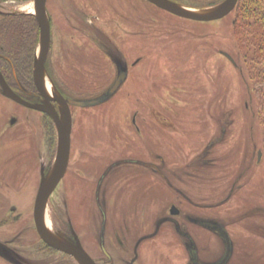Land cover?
<instances>
[{"label": "rangeland", "instance_id": "obj_1", "mask_svg": "<svg viewBox=\"0 0 264 264\" xmlns=\"http://www.w3.org/2000/svg\"><path fill=\"white\" fill-rule=\"evenodd\" d=\"M222 1L183 0L198 10ZM6 5L15 14H29L34 0ZM47 7L54 20L55 80L78 100L102 99L98 105L73 108L72 165L52 196L51 207L57 205L52 216L61 224L71 219L95 255L106 232L116 253L114 262L106 264H129L124 260L128 250L123 244L117 250L113 242L114 224L123 220L135 229L130 237L152 234L155 239L153 257L143 250L141 264H176L175 245L163 251L166 239L175 236L165 224L157 230L175 204L188 231L199 239L202 259L219 257L222 240L194 228L188 216L223 225L233 242L229 264H264V157L258 161L260 151L264 156V133L236 41L235 12L197 22L146 0H48ZM90 18L104 32L106 53L88 38L91 29L87 34L82 28ZM117 69L128 71V79L109 95ZM50 131L49 119L0 94V221H14L0 227V239H10L33 261V208L40 170L53 158ZM145 160L157 173L165 165L168 188L143 167ZM118 181L120 190L112 193ZM171 183L184 192L181 199ZM102 201L109 206L107 224ZM120 214L126 217L119 219ZM0 264L8 263L0 259Z\"/></svg>", "mask_w": 264, "mask_h": 264}, {"label": "flooded vegetation", "instance_id": "obj_2", "mask_svg": "<svg viewBox=\"0 0 264 264\" xmlns=\"http://www.w3.org/2000/svg\"><path fill=\"white\" fill-rule=\"evenodd\" d=\"M146 1L149 2L150 4H152L153 6L159 8L158 6L154 5L150 1H148V0H146ZM170 1L185 6V3L183 2V0H170ZM10 2H12V0H0V13L1 14L9 15L8 13H11L10 8L6 5V4H10ZM7 9H9L8 13L5 12V10H7ZM47 9H48V7H47ZM159 9H161V8H159ZM161 10H163V9H161ZM163 11H165V12H167L173 16H176L178 18L185 19L183 17L172 14L166 10H163ZM48 14H49V12H48ZM10 15H12V14H10ZM15 15H28V14H20V13L17 14L16 13ZM49 18H50V23H51V46H50L48 59L46 61L47 73H48L50 79L53 81L54 86L58 89V91L62 94V96L66 100H73L75 103L78 102L77 104L71 105L72 117H74L73 116V108L74 107H85V106H80V103L81 102L83 103L84 101L78 100L74 97L69 96L67 93H65L63 91V89L58 85V83L55 80V77L52 73L51 55H52L53 40H54L53 39V35H54L53 34V23H54V20L50 14H49ZM185 20H189V19H185ZM190 21H192V20H190ZM89 22L91 24H89ZM83 27H85L84 30L86 33L89 31V29H91L92 32L90 34L87 33L88 34L87 36H89L88 38H90L92 41H94L96 43V45L99 47V49L102 51V53H106L107 51H105L106 50L105 48H106L107 44H105V41H104V37H103L104 32H102V30H100L98 28V26L94 24V21L91 18L86 19L82 28ZM94 27H96L95 31L93 30ZM82 28H80V29H82ZM35 56H36V54H35ZM225 56H227V55L225 54ZM0 58L4 59V60H8L10 62V60L5 55H0ZM34 60H35V57H34ZM137 62H139V61H137ZM0 71L2 72L5 80L7 81L9 86L12 88V90L24 102H26L30 106H34L37 108H46V107L49 108L48 107V105H49V106H53L54 108H56L57 111H60L61 106H60V103L57 101V99H54V97H53V99L51 97L48 98L49 96L44 95L37 88L35 81H34V64H33L34 90L30 89L28 87H25L21 83V81L17 78L15 73H14V80L15 81L11 82L10 80H8L6 78V76L4 75L1 68H0ZM123 76H125V80L123 82V84H124L128 79V71H125L124 69H117V74L114 78L115 80L113 82V85L116 83V81L120 77H123ZM0 94H1V96L9 99L8 97L4 96L1 93V86H0ZM9 100H11V99H9ZM94 100H96V99H93V100L87 101V102H92ZM11 101L16 103L18 106L22 107L23 109H26V110L34 112V113H39L42 115V117L49 119L50 130H51L49 132V134L53 140L52 141L53 147H50V148L53 150V158H52V162L48 168H44L43 170H40V183H39V187H38L36 197H35V202H34L33 230L36 234L37 243L35 246L32 247L34 252L31 254H32V256L35 257V261H33L34 259L30 255L28 256L25 253L17 251L16 247H12V245L8 242V240H10V239H0V259L2 261H5L8 264H83L79 260V258H82L83 255L86 254L87 255L86 257L88 258V260L85 262V264H106V262L113 263L115 260L116 253L114 252V250H113L114 253L112 252V250H110L109 242L107 241L108 237L106 238V236H107L106 232H103L101 238H99V245H98V252H97L98 255H95L87 247L86 243L83 240V237L80 235V232L77 230V228L75 227V225L71 219H69L67 222H65V221L62 222V224H61L55 219V217H54L55 215L52 216V209L54 207H57V205L53 204V203H52L53 207H51L52 196L59 190V187H60L62 181L66 178L67 174L71 170V165H72V160H71V158H72V135H71V152H70V159H69V163L67 166V170H66V173H65L63 179L59 182V184L57 185V187L54 189L53 193L50 196L48 209H47V217H48L49 223H47V225H46V222H45V225H46L48 231H50V233L52 234L53 238L56 239V241H58L60 243L59 246L62 245L61 247L62 248L64 247V248L62 249V248L57 247L56 245L49 244L40 234L38 226H37L36 221H35V216H34L35 203H36V198H37V195L39 193L43 178L47 177L49 174H51L54 171L55 166H56L57 147H58V131H57V127H56V124L54 122V119L48 113L41 111L40 109H35L34 107H30V106L20 104L18 102H15L14 100H11ZM12 121L14 122L15 120L12 119ZM133 122L134 123L137 122L136 118L133 119ZM137 131H138V129H137ZM72 133H73V128H72ZM161 157H160V159H163ZM134 161H137V160H134ZM258 161H259V153H258ZM142 162H143V167H145L148 172H152V174H153L154 169L152 168V166H150L152 164V162H149L146 160L142 161ZM142 169H144V168H142ZM164 169H165V165L160 166V171L158 173L156 171H154V173H155V175H157L160 182L163 183L168 188V184L171 181H170V177L168 176V173ZM102 176H103V174L101 175V177ZM101 177L98 181V184L103 185L104 180H103V178L101 180ZM119 181L116 184H114V186L116 185V188L113 189L112 193L119 192L120 186H121L120 184L118 185ZM133 181H135V180H133ZM122 185H125V184H122ZM172 187H173L174 191L176 190V193L178 194V196H180V199H181V197L184 196V192L182 191V189L174 186L173 184H172ZM101 192H102V190L99 189V191H98L99 197H101L100 196ZM118 199H119V194H118ZM112 202L113 203L116 202L115 197H114V200ZM99 205H100V212L102 214L103 221L106 222L105 224H107L108 223V216H107L106 210L109 208L108 203L106 201H102V202H100ZM13 212H14V209H12L7 216L11 215ZM132 212H133V217L135 218L134 214L136 213V210L133 209ZM119 213H122V211ZM130 216H131V213L129 215V219H130ZM124 217H126V216L120 214V216L118 218L121 219ZM129 221L123 220L122 224L120 222L114 224L115 237L113 238V242H114V245L116 246L117 250L119 249L121 244H123L125 251L128 250V255L124 258L125 261H128L129 264H141L140 263L141 257H144L143 255H145V253L142 252L143 250H147L146 251L147 256L153 257L154 252L152 250L153 249L152 248V244H153L152 240L155 241V239L152 238V234L148 235V236L147 235L141 236L139 238L137 236L136 237H130L129 235L131 234V231L133 232L135 229H133V228L131 229L132 226L130 225ZM161 221L162 222L159 224V227L157 228V230H159L161 228V226L163 224H165V225H167V227H169V230L175 236V237H172L170 239V241L168 238L166 239V243H163L164 244L163 251H168V244L175 245L174 251L176 254V258H177L176 264H184V255L186 253L188 256V264H229L232 253H233V242H232L230 234L228 233V231L223 227V225L219 221H217L215 219H211V218H205V217L194 216V215L191 217L188 216V218H187V221L191 222L193 224V226H195L194 228L199 229V230H200V228H203V229H206L208 231H211V232L215 233L217 236H219L220 240H222L223 252L216 259H202L199 239L197 238L196 234L192 235L188 231L187 227L185 226V216H184L183 212L178 208V206H176L175 204L170 206L168 214L165 217H163ZM12 222H14V221L11 219V217L10 218L6 217L5 219L0 221V227L1 228L6 227L9 224H11ZM123 233H124V236H122L123 238L116 237V235H118V236L121 234L123 235ZM125 233L127 236H125ZM227 235H229L228 237L230 238V240L227 237ZM14 244L18 245V243H14ZM146 244H149V246L147 248L144 247ZM230 247H231V249H230Z\"/></svg>", "mask_w": 264, "mask_h": 264}, {"label": "water", "instance_id": "obj_3", "mask_svg": "<svg viewBox=\"0 0 264 264\" xmlns=\"http://www.w3.org/2000/svg\"><path fill=\"white\" fill-rule=\"evenodd\" d=\"M159 8L166 10L172 14L183 17L185 19H189L197 22H212L218 21L229 14H231L240 0H224L221 3L205 9H191L184 5H180L174 3L170 0H148ZM48 0H34V10L30 15L34 16L37 20L39 29H40V40L34 60V81L39 89L44 95L49 96L48 98L54 97L60 103V111H57L53 106H49V108H37L34 106H30L26 102H24L9 86L7 81L5 80L2 72L0 71V86L1 93L15 102L20 104L34 107L35 109H40L48 113L53 119L57 127L58 131V147H57V158H56V166L54 171L49 174L47 177H44L40 186L39 193L36 198L35 203V221L38 226L39 232L42 237L51 245H56L59 248H62L60 243L53 238L50 231H48L45 225V216L48 209L49 199L54 189L57 187L59 182L63 179L67 166L70 159L71 152V135L73 128V117L71 112V105L77 104L78 102H74L73 100H66L62 94L58 91V89L54 86L53 81L50 79L47 69H46V61L48 59L50 46H51V23L47 9ZM5 13V12H4ZM8 13V11H6ZM14 14L15 13H8ZM20 14H28V13H20ZM28 14V15H29ZM52 86V91H48L46 87V81ZM125 80V76L120 77L116 83L112 86L109 91V95L116 93V91L120 88ZM51 94V95H50ZM102 102V99H96L92 102H81L80 106H92L98 105ZM262 159V152H259V161ZM229 235H227L228 237ZM229 238V237H228ZM230 240V238H229ZM64 248V247H63ZM62 248V249H63ZM231 249V247H230ZM87 255H83L79 260L85 264L88 260Z\"/></svg>", "mask_w": 264, "mask_h": 264}, {"label": "trees", "instance_id": "obj_4", "mask_svg": "<svg viewBox=\"0 0 264 264\" xmlns=\"http://www.w3.org/2000/svg\"><path fill=\"white\" fill-rule=\"evenodd\" d=\"M234 12L236 41L264 133V0H240ZM39 40L34 16L0 13V55L10 60L0 58V68L8 80L14 82L15 73L25 87L34 90L33 64Z\"/></svg>", "mask_w": 264, "mask_h": 264}, {"label": "bare ground", "instance_id": "obj_5", "mask_svg": "<svg viewBox=\"0 0 264 264\" xmlns=\"http://www.w3.org/2000/svg\"><path fill=\"white\" fill-rule=\"evenodd\" d=\"M46 83H47L46 87L48 88V90H50L52 87H51V85H49L48 80L46 81ZM45 222H46V225H47V223H49V220H48V217H47V212H46V216H45Z\"/></svg>", "mask_w": 264, "mask_h": 264}]
</instances>
